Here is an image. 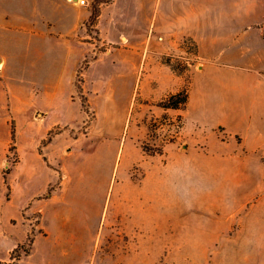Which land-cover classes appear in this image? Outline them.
Instances as JSON below:
<instances>
[{
  "label": "crops",
  "instance_id": "obj_1",
  "mask_svg": "<svg viewBox=\"0 0 264 264\" xmlns=\"http://www.w3.org/2000/svg\"><path fill=\"white\" fill-rule=\"evenodd\" d=\"M117 3L118 0H110L100 5L95 29L101 41H113L112 34L125 30L114 16ZM147 11L142 26H137L132 18L125 25L129 33L126 39L129 41L128 53L133 57L135 53L141 55L145 65L142 75L152 89L151 98L174 94L183 88V76L174 75L167 65L157 62V56L178 49L180 42L188 39L195 45L197 55L203 57L201 67L191 66L187 70L189 80L182 133H191L190 142H169L163 146L160 155L165 158V162H161L163 179L170 174L176 178V185L159 187V205L175 210L174 220L188 219L185 214L188 208L180 200L190 188L184 186V171L191 180L197 179L201 171L213 177L242 178L236 190L242 191L246 202L236 220V234L225 237L224 248L211 252L204 264H264V39L260 26L264 22V13L259 12L256 0L250 6L249 0H155L154 9L149 5ZM89 16L86 5H80L78 0H0V113L10 109L25 115L44 114L41 122H37L40 127H45L44 134L62 123L49 121L47 114L64 112L67 101H71L72 93L78 89L77 78L82 80L85 91L88 74L101 60L95 57L94 44L86 40L89 35L84 26ZM139 34H144L145 38L148 34L145 47L136 42ZM205 50L224 51L205 56ZM91 57L87 67L79 71L81 64ZM10 60L15 61L19 74L14 85L5 83L10 79L7 70ZM127 63L135 66V60ZM111 64L119 66L120 62L111 60ZM128 75L135 80L134 69ZM114 78H120L118 71ZM141 87L139 84V95L142 94ZM178 112L179 109H166L164 113ZM34 125L35 122L32 127ZM17 135L14 150L19 162L6 175L8 181L24 161ZM43 139L44 136L29 139L27 151L33 155ZM54 141L52 138L43 146V155ZM117 158L115 183L110 195L122 214L118 219L114 214L113 220H126L130 226L131 222L135 223L137 209L145 213L155 203L148 184L154 157L141 156L144 172L139 183L133 182L130 176L125 180L120 175L123 169L132 165L131 161L126 164L124 149L121 148ZM25 173L22 177L32 176L28 169ZM54 173L50 180L42 181L40 195L55 183L58 173ZM12 198L13 189L7 203ZM52 199L53 196L46 202ZM191 209H199L198 198ZM222 209L227 212L226 207ZM107 216L106 209L100 222L101 231L109 224ZM224 216L229 217L225 223L231 225L237 214L225 213ZM56 223L59 235L53 234L44 223L43 231L37 230L24 259H29L32 264H66L61 259L63 256L49 260L42 253L36 258L40 239H51L52 236L56 241L52 242L55 249L59 248L58 240L70 239L72 232L65 227V220ZM75 232L78 238L79 230ZM26 237L27 232L15 246ZM249 240H254V244L250 246ZM232 245L240 249L235 263L231 262L228 252ZM74 249L69 246L68 257L75 253ZM23 261L18 264H26ZM179 264H183L181 260Z\"/></svg>",
  "mask_w": 264,
  "mask_h": 264
},
{
  "label": "rangeland",
  "instance_id": "obj_2",
  "mask_svg": "<svg viewBox=\"0 0 264 264\" xmlns=\"http://www.w3.org/2000/svg\"><path fill=\"white\" fill-rule=\"evenodd\" d=\"M109 1L85 0L90 11L84 26L89 35L86 40L94 44L95 57L101 60L98 67L88 74L85 91L78 77L75 82L78 89L72 93L71 101H67L66 110L47 114L50 115L49 121L62 123L44 134L45 127L37 123L41 122L44 114L25 115L10 109L0 113V261L19 255L18 261L32 264L24 258L29 254L37 230L43 231L41 226L45 223L53 234L59 235L57 220H65V227L72 232L70 239L58 240L57 249L53 248L52 242L56 241L52 236L51 239H40L36 258L43 253L49 260L63 256L61 259L66 264H179L180 260L183 264H204L211 252L224 248L225 237L236 234V220H239L246 202L242 191L236 190L243 180L240 177H213L201 171L197 179L191 180L184 171V186L198 185L205 190L198 196L199 209H186L187 220H174L175 210L160 207L159 187L176 185V178L170 174L163 179L161 162H165V158L160 156L163 146L173 141L190 142L191 133H182L185 106L177 114L164 113L166 109L159 103L167 95L151 98L152 89L142 75L145 65L141 55L135 53L133 57L128 53L129 41L126 39L129 33L125 23L132 18L137 26H142L149 5L154 9L155 0H118L114 16L125 30L112 34L115 37L113 41H101L95 29L96 17L100 5ZM256 2L259 12L264 13V0ZM251 4L253 0H249V6ZM92 12L94 17L91 18ZM146 38L144 34L137 35V44L145 47ZM155 42L157 44L158 39L155 38ZM218 51L224 50H205V56ZM92 57L81 64L79 71L87 67ZM156 58L163 65L168 63L174 75L183 76L185 89L189 80L187 70L191 66L201 67L203 62V57L197 55L195 45L188 39L182 40L178 49ZM131 59L135 60V66L128 65ZM111 60L119 61V66L112 65ZM10 62L7 68L10 79L5 83L14 85L19 74L15 61ZM133 69L135 80L128 75ZM117 71L120 74L118 80L113 79ZM97 75L99 79L95 78ZM139 84L142 86L141 95ZM11 130L14 131L13 142L10 140ZM16 133L24 161L8 181L6 175L19 162L14 150ZM41 136L44 139L32 155L27 151L29 139ZM52 138L55 140L53 146L43 155V146ZM121 148L126 151V164L131 161L132 165L123 169L120 175L125 180L130 176L135 183H139L144 172L140 165L141 156L154 157L148 184L155 203L145 213L137 209L135 223L131 222L130 226L126 220H117L122 210L116 208V200H112L110 195ZM27 169L32 176L22 177ZM54 172L58 173L55 183L40 195L42 181L50 180ZM12 189V201L7 203L12 197ZM229 192L234 193V200L226 204ZM187 194L185 192L184 198ZM51 196L52 201L46 202ZM106 209L109 224L101 231L100 222ZM232 212L237 217L228 225L225 221L229 217L224 215ZM114 214L116 220H113ZM76 229L79 230L78 238ZM25 232L27 237L15 246ZM45 243L49 245L45 246ZM69 246L75 248L70 257L67 256ZM228 252L231 262L235 263L240 254L239 246H230Z\"/></svg>",
  "mask_w": 264,
  "mask_h": 264
},
{
  "label": "trees",
  "instance_id": "obj_3",
  "mask_svg": "<svg viewBox=\"0 0 264 264\" xmlns=\"http://www.w3.org/2000/svg\"><path fill=\"white\" fill-rule=\"evenodd\" d=\"M94 17V12L91 13V18ZM263 30V39H264V24L262 25ZM166 63V62H165ZM168 65V63H166ZM187 102V89L182 88L178 92L174 94H169L164 97L159 106L163 109H180L181 107L185 106ZM10 140L11 142L14 141V131H10ZM15 253V251H13ZM24 253L27 254V251L24 250ZM18 257L19 255H13L10 257L8 261H0V264H18Z\"/></svg>",
  "mask_w": 264,
  "mask_h": 264
},
{
  "label": "clouds",
  "instance_id": "obj_4",
  "mask_svg": "<svg viewBox=\"0 0 264 264\" xmlns=\"http://www.w3.org/2000/svg\"><path fill=\"white\" fill-rule=\"evenodd\" d=\"M204 192H205V190L203 188H200L198 185L192 186L188 189L187 196L183 199H180V200H181V202L185 208L190 209L193 206L194 201L198 198V196ZM232 200H234V193L229 192L226 195V204H229ZM248 243L251 246L252 244H254V240H249Z\"/></svg>",
  "mask_w": 264,
  "mask_h": 264
},
{
  "label": "built area",
  "instance_id": "obj_5",
  "mask_svg": "<svg viewBox=\"0 0 264 264\" xmlns=\"http://www.w3.org/2000/svg\"><path fill=\"white\" fill-rule=\"evenodd\" d=\"M76 1V0H75ZM78 3L80 4V5H83V6H85L86 5V2H85V0H78Z\"/></svg>",
  "mask_w": 264,
  "mask_h": 264
}]
</instances>
